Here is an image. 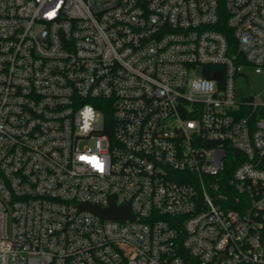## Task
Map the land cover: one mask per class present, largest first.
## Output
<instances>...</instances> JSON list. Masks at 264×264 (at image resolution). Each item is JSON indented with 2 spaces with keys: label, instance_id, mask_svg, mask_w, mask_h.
I'll return each instance as SVG.
<instances>
[{
  "label": "built area",
  "instance_id": "built-area-1",
  "mask_svg": "<svg viewBox=\"0 0 264 264\" xmlns=\"http://www.w3.org/2000/svg\"><path fill=\"white\" fill-rule=\"evenodd\" d=\"M247 68L264 0H0V264H264Z\"/></svg>",
  "mask_w": 264,
  "mask_h": 264
},
{
  "label": "rangeland",
  "instance_id": "rangeland-1",
  "mask_svg": "<svg viewBox=\"0 0 264 264\" xmlns=\"http://www.w3.org/2000/svg\"><path fill=\"white\" fill-rule=\"evenodd\" d=\"M236 81V97H247L260 105L264 104V70L260 74H254L247 68L245 74L239 76Z\"/></svg>",
  "mask_w": 264,
  "mask_h": 264
},
{
  "label": "water",
  "instance_id": "water-1",
  "mask_svg": "<svg viewBox=\"0 0 264 264\" xmlns=\"http://www.w3.org/2000/svg\"><path fill=\"white\" fill-rule=\"evenodd\" d=\"M218 74L214 75V78H218ZM82 208L88 209L93 213L101 216L102 218H125L130 215L128 210L125 207L116 208L114 204L111 202V206L108 209L100 210L97 207H91L88 205H82Z\"/></svg>",
  "mask_w": 264,
  "mask_h": 264
},
{
  "label": "trees",
  "instance_id": "trees-1",
  "mask_svg": "<svg viewBox=\"0 0 264 264\" xmlns=\"http://www.w3.org/2000/svg\"><path fill=\"white\" fill-rule=\"evenodd\" d=\"M204 75H205V77H209V75H206V74H204ZM259 115L262 116L263 119H264V107H262V108L259 110Z\"/></svg>",
  "mask_w": 264,
  "mask_h": 264
}]
</instances>
